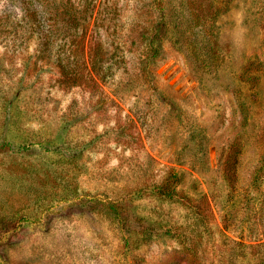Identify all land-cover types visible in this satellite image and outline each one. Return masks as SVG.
Returning <instances> with one entry per match:
<instances>
[{
	"label": "rangeland",
	"instance_id": "obj_1",
	"mask_svg": "<svg viewBox=\"0 0 264 264\" xmlns=\"http://www.w3.org/2000/svg\"><path fill=\"white\" fill-rule=\"evenodd\" d=\"M263 236L264 0H0V264H264Z\"/></svg>",
	"mask_w": 264,
	"mask_h": 264
},
{
	"label": "trees",
	"instance_id": "obj_2",
	"mask_svg": "<svg viewBox=\"0 0 264 264\" xmlns=\"http://www.w3.org/2000/svg\"><path fill=\"white\" fill-rule=\"evenodd\" d=\"M27 9L29 11L28 14L30 16H32L34 14V13H32V10H30L29 8H27ZM80 45H81V43H80ZM68 47H69V49H68L69 50V53H71V54H72V52L75 53L76 50L79 49V43L78 42H75V41L70 42ZM82 47L83 48L81 49V52H84L85 53V43H83V46ZM101 49H102V46L101 47H99V46L95 47V50L92 49V48H90L89 58H90V62L92 64V66L94 68H96L98 66V64H100L102 62V60L104 58L103 53L100 52ZM75 57L69 59V62H68L69 65L72 64V66H73V63L75 62ZM87 61H88V59H87ZM85 64L87 65V62H85ZM203 200H204V197H203ZM94 201H97V200L94 199ZM103 207H107L110 211H113L115 214L122 213L121 205L120 204H117L116 202H108L106 205L103 204ZM195 210H197V209L195 208ZM199 214L202 216V213H199ZM263 238H264V236H263ZM7 243L12 244L13 242H6V244ZM239 243L241 245L240 246V251L242 253H244V255H247L249 253L252 256H255L257 249L259 250L260 247L262 245H264V240L263 241H260V242L254 241V242H251L250 244H247V242L242 239V240L239 241ZM190 255L192 257L186 255V257H185L186 258L185 264H198L199 263V260H197L198 259V254L194 252V254H190ZM194 255H196L195 256L196 258L193 257ZM200 264H201V261H200Z\"/></svg>",
	"mask_w": 264,
	"mask_h": 264
}]
</instances>
